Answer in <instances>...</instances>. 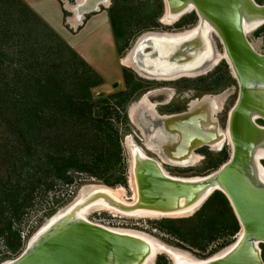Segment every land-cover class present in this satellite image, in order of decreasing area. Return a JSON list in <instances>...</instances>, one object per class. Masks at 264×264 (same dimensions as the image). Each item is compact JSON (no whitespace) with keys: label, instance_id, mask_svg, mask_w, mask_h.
<instances>
[{"label":"water","instance_id":"1","mask_svg":"<svg viewBox=\"0 0 264 264\" xmlns=\"http://www.w3.org/2000/svg\"><path fill=\"white\" fill-rule=\"evenodd\" d=\"M110 3L111 0H83L78 13H91ZM165 3L173 18L180 19L195 11L199 17L197 34L163 39L166 32H154L157 34L141 37L135 70L153 79L202 70L217 56L212 37L216 34L239 85L226 128L232 144L229 159L207 175L179 177L170 175L161 160L136 145L130 149L138 190L135 204L117 202L107 191L98 190L70 212L56 213L50 225L31 238L19 257L2 264H154L161 253H155L146 239L90 221L79 214L81 210L108 200L124 212L148 211L160 218L189 217L216 191L226 196L238 220L241 229L237 239L224 254L181 264H264V124L258 122H264V53L248 38L250 32L264 25V3L256 0H165ZM152 36L160 42L157 44Z\"/></svg>","mask_w":264,"mask_h":264},{"label":"trees","instance_id":"2","mask_svg":"<svg viewBox=\"0 0 264 264\" xmlns=\"http://www.w3.org/2000/svg\"><path fill=\"white\" fill-rule=\"evenodd\" d=\"M0 16V31L9 32L17 22L16 28L22 32L14 30L22 46L19 53L27 52L23 41L31 45L36 42L47 47L43 60L50 62L38 77L24 74L23 88L12 85L0 66V127L7 129L13 140L12 150L20 155L12 165L16 177L8 178L5 185L0 183V238H5L7 244L14 239L19 247L21 237L13 228L12 216L22 215L27 196L33 195L30 184L39 186L44 179L45 183L49 180L53 184L56 180L71 183V171L88 173L110 186L127 184L121 126H128V107L145 89L133 72L123 68L125 88L95 96L92 90L105 83L104 77L56 32L40 23L24 3L0 0ZM110 17L114 25L112 10ZM185 18L179 27L186 24ZM40 34L44 38L33 40ZM116 37L120 52L122 47ZM51 40L57 41L56 47ZM1 55L7 53H0V60ZM223 71L227 72L226 68ZM215 158L208 169L216 170L229 155L224 151ZM22 168L24 171H19ZM224 216L228 217L226 224ZM158 228L205 250L217 238L234 235L240 225L226 196L216 191L194 215L164 218L158 222ZM156 264H168V260L159 256Z\"/></svg>","mask_w":264,"mask_h":264},{"label":"rangeland","instance_id":"3","mask_svg":"<svg viewBox=\"0 0 264 264\" xmlns=\"http://www.w3.org/2000/svg\"><path fill=\"white\" fill-rule=\"evenodd\" d=\"M256 1L261 4L264 3V0ZM71 2L74 3V0H71ZM103 8H106L109 13L112 10L114 22V25L113 23L112 25L116 35H118L119 37V45L122 47V50L119 52L120 60L127 56L128 52L134 49V46L143 34L147 32H184L195 27L199 19L195 12H190L184 15L178 22L172 24L162 23V17L166 13L165 0H111L110 5ZM191 16L192 21L190 18ZM184 18L186 19V24L184 23L185 25L179 27V22H182ZM187 23H191V25H188ZM12 24L14 25V22H12ZM16 25L17 22L14 25V29L12 26L9 28V32L0 31V53H7V55H1L2 60L0 61L2 62L0 63V66L3 68L1 70L2 74H4L3 76L6 77L7 75L12 85H18L20 86V88H23L25 87L24 74H31L32 76L38 77L42 75V71L47 65L50 64V62H44L43 60V58L47 56H45V54L48 53L47 47H44V45L38 44L36 42L33 43L34 45H31L30 43L23 41L27 52L26 54H24L23 52L19 53L22 51V46L19 44L18 37L15 35L16 33L14 30H18L16 28ZM18 33L22 32L18 30ZM44 33L46 32L43 30L42 34L44 35ZM43 35L40 34L33 40H40L44 38ZM248 38L260 53H264V25L250 32L248 34ZM213 39L217 51L224 53V49L220 43L219 37L214 34ZM56 42V40H51V44L55 47L57 45ZM55 52L53 51V53ZM38 54L41 56H39ZM120 68L121 74L118 73V71L115 69L116 71H112L110 78L107 81L105 80L104 84L93 88L92 91L95 96H98V94L100 93L109 94L119 89L125 88V82L122 74L123 68H127L128 70L133 72L136 77L141 80L145 89L142 97L134 102H131L128 107V126H126L125 124L121 126V144L124 150L123 161L126 164L127 184L110 186L104 183L102 180L97 179L96 177H93L88 173H82L78 171L70 172V175L73 178V182L71 183L56 180L54 182L55 184H53V182H51L49 179V181L45 183L46 179H44L42 181V184L39 186L36 185L35 187L34 185L30 184V190L31 188L34 189V191L32 192L33 195L27 196L28 199L26 198L25 209L22 210V215L20 214V217L18 214L12 216L13 228L15 231L19 232L21 237L20 245L19 247H16L18 245V241H15L14 239H11V243L7 244L6 239L1 237L0 264L19 257L27 247V244L29 243L31 238L36 234V232H38L41 227L44 226L45 223L49 219H51L52 216L58 213L63 207L68 206L78 196L80 189L84 185H106L112 188L124 186L126 189V198H128L127 200L129 201V198L133 197L134 191L130 182L132 175V157L130 148L127 144V136L131 135L133 141L135 142V145L144 147V150L148 155L153 156L157 159L159 158V160H161V156L159 154L155 153L154 151L149 149L148 146H146V144L144 143L145 138L142 131L139 127H137L135 123L131 121L129 117V109H131L132 106H140L141 99H143L146 95L152 103H154L155 101L159 103V106L156 102L154 104H157L155 108L162 115L185 112L189 108L193 100H196V98L202 99L207 94H221L220 96L225 95L226 103H223V109H221V111L216 114V117L218 118V125L220 126V128L223 131H226L229 112L234 106L238 97L237 80L235 79L227 60L222 59L209 72H206L202 75L182 76L170 80L153 79L147 77L144 74H140L134 68H129L127 66H124L123 64H121ZM225 68L227 72L223 71L225 70ZM218 76H220V78H218ZM216 77L218 78V81L216 80ZM114 84H117V86ZM152 90L153 93H150ZM16 94L14 95L16 96ZM202 113L203 112L200 111L199 114L187 116L192 119V132H196V129H198V121L196 120V116L201 115ZM258 122L260 124H264V122L261 120H259ZM173 124L175 126H179V122ZM5 130L7 129L4 126L0 127V183L3 185H5L8 178L15 175V171L12 170V165L16 162L13 161L16 159V156H20L16 154L14 150H12L13 140L11 141V138ZM6 141H9V143H7ZM224 151H226L230 156V145L225 144L221 149L217 151L216 149L213 150V148H211L210 146L200 147L195 152L200 154L202 158L195 164V166H175L166 164L162 160L161 161L164 164L165 170L170 173V175L179 177L203 176L214 171L207 168L208 164L214 161L216 159L215 157L219 153H222ZM176 153H180V150H178ZM171 155L175 156L176 154ZM176 156L178 157L179 155ZM19 171H24V168L19 169ZM15 177L16 175L11 179L13 180ZM1 194L2 190H0V195ZM223 210L224 208L222 207L220 209V213H222V216L224 215ZM9 214L11 213H9L8 211V215ZM226 217H223L224 224L228 222V217ZM88 219L95 223L102 224L114 229L120 227L118 229L128 228L145 231L146 233H149L161 239L163 242L169 245L189 251L193 256L199 259H207L208 257L214 256L223 249L229 247L236 241L238 232L240 231L239 230L231 236H221L220 238H217L214 242H212L207 247V249L200 250L193 246H190L189 243L186 242V240L177 238L175 235L159 229L158 222L164 218L158 219L141 217L140 219L139 217H131L121 213L116 214L107 210H100L91 213L88 216ZM229 227L230 226H228V228ZM228 228H226V230ZM229 230H231V228ZM13 248H18V250L13 251ZM262 249L264 257V245H262ZM159 256H165V258L168 260V264H173V261L169 255L161 253L160 255H158V257ZM158 257L156 258L154 264L157 263Z\"/></svg>","mask_w":264,"mask_h":264},{"label":"bare ground","instance_id":"4","mask_svg":"<svg viewBox=\"0 0 264 264\" xmlns=\"http://www.w3.org/2000/svg\"><path fill=\"white\" fill-rule=\"evenodd\" d=\"M70 4V3H69ZM75 5V4H74ZM71 6V5H70ZM76 14V13H75ZM162 22L165 24H172L177 18H173L170 16L169 10L167 9L165 15L162 17ZM76 25V24H75ZM74 25V26H75ZM172 26V25H171ZM196 26L193 29L184 31V32H179V33H166L163 34V39H165L167 36H180V35H193L197 34ZM157 33H153V35H156ZM146 36V35H145ZM156 43L158 44L157 41L158 39L156 36H152ZM167 37V38H168ZM214 40V39H213ZM142 40H139V43L134 46V49L130 52H128L127 56L121 59V64L127 67H133L135 69H138L135 63V54H136V48L137 46H140V42ZM225 59L227 60V55L226 53H221L217 51V56L214 59L213 63L211 65L207 66L206 68H203L202 70H197L195 72L193 71H186L183 72L182 74L178 75H171V76H158L156 79H161V80H170V79H175L178 77L182 76H193V75H198L205 73L209 67H212L214 64H218L220 60ZM142 74V71H140ZM146 75V74H145ZM150 78H153V76L146 75ZM145 76V77H146ZM166 88V87H165ZM160 90V89H159ZM165 90V89H164ZM167 90V89H166ZM171 90V89H170ZM163 91V90H162ZM155 92V91H154ZM159 92V91H157ZM172 92V91H170ZM225 92V91H223ZM222 92V93H223ZM228 92V91H227ZM230 92V91H229ZM153 93V90L150 92ZM143 94V93H142ZM230 94V93H229ZM221 95V94H220ZM206 95L202 99H197L193 100L190 104V109L188 112L199 114L200 111L204 113V110L206 111L207 119H205L202 122V127L206 130L209 131H214L216 136L215 138L211 140H203L201 141H195L192 144V147H190L188 152H184L183 155L181 156H173L171 154H174V152L177 150V144L180 142V137H179V132L176 131H171L168 129V126L172 124L173 120L182 118V117H187L188 115H191V113L187 114H177V115H170V114H165L162 115L160 114L157 109L155 108L156 105L159 103L156 102L157 104L152 103L148 96L146 95L143 99H141L140 106H132L130 109V118H132V122L137 125V127L140 128V130L143 133V136L145 138L144 143L146 146H148L149 149L154 151L155 153L159 154L161 156V160L166 163V164H171L175 166H183V167H188V166H195V164L201 160L202 156L198 153H196L195 148L197 146L201 145H208L211 148L219 150L221 149L225 144L230 145L231 147V140L227 134L226 131H223L220 126L217 124L218 118L216 117V114L223 109V103L225 102L226 98L225 95ZM142 97V96H141ZM169 97V95H168ZM172 97V96H171ZM228 97V96H227ZM151 98V97H150ZM174 98V97H173ZM201 98V97H199ZM226 103V102H225ZM167 104V103H166ZM165 105V104H164ZM194 114V115H195ZM180 115V116H179ZM193 115V114H192ZM189 118V117H188ZM192 121L191 118L185 119L184 122ZM190 129V128H189ZM142 136V135H141ZM143 140V139H142ZM127 144L130 149L135 147V142L133 141V138L131 135L127 136ZM158 155V157H159ZM157 156V155H156ZM159 159V158H158ZM132 175H131V186L134 191L133 197L129 198V201L126 198V189L124 186H118L115 188L112 187H107L106 185H84L79 193L78 196L66 207H63L60 211L59 214H65V212H70L71 209L79 204L80 201L85 199L86 197L90 196L94 192H97L98 190H105L107 191L110 196L116 200L117 202L125 203L128 205H133L137 202L138 200V190H137V185H136V180L134 176V171H133V160H132ZM170 174V173H169ZM114 203L108 201V200H101L97 203H93L88 205L85 209H82L81 212L79 213L81 216L84 218L88 219V216L95 212V211H100V210H107L116 214H124L127 216L131 217H150V218H160L161 216L159 215H154L155 213L148 212V211H141L137 213H130V212H124L121 211L117 206L113 205ZM186 214V213H184ZM53 217V216H52ZM54 219H52L53 221ZM51 219H49L44 226L41 227V229L36 232L35 236H37L42 230H45L50 223L52 222ZM91 221V220H90ZM120 228V227H118ZM116 228L115 230H119L121 232H127L131 234H136L140 237H143L146 239L150 244H152L153 249L155 248V253H165L169 255L175 262V264H181V262H194L195 260L199 259L195 256H193L189 251L169 245L165 242H163L161 239L146 233L145 231L137 230V229H118ZM114 229V228H113ZM231 246L223 249L219 253L215 254V256L224 254L227 250H229ZM168 256V257H169ZM212 257V256H211ZM210 258V257H208ZM181 259V261H180ZM180 261V262H179Z\"/></svg>","mask_w":264,"mask_h":264},{"label":"crops","instance_id":"5","mask_svg":"<svg viewBox=\"0 0 264 264\" xmlns=\"http://www.w3.org/2000/svg\"><path fill=\"white\" fill-rule=\"evenodd\" d=\"M20 1L40 23L60 35L106 81L115 69L121 74L116 34L106 8L101 6L97 11L81 15L78 6L83 0H74V3L71 0Z\"/></svg>","mask_w":264,"mask_h":264},{"label":"flooded vegetation","instance_id":"6","mask_svg":"<svg viewBox=\"0 0 264 264\" xmlns=\"http://www.w3.org/2000/svg\"><path fill=\"white\" fill-rule=\"evenodd\" d=\"M193 13L195 12V11H192ZM191 12V13H192ZM196 13V12H195ZM197 14V13H196ZM198 16V15H197ZM182 18V17H181ZM180 18V19H181ZM199 18V17H198ZM180 19H178V20H176L175 22H178ZM161 22H162V20H161ZM174 22V23H175ZM198 22H199V19H198ZM163 23V22H162ZM198 24V23H197ZM188 25H191V23L190 24H188ZM263 26V25H262ZM261 27V26H260ZM194 28V27H193ZM193 28H191V29H193ZM188 30H190V29H188ZM187 31V30H186ZM149 33H154V32H147V33H145V34H143L142 35V37L143 36H145V35H147V34H149ZM167 33V32H166ZM213 36H214V34H213ZM212 36V37H213ZM218 37V36H217ZM116 39H117V37H116ZM220 39V38H219ZM250 40V39H249ZM139 41V40H138ZM220 43H221V45L223 46V49H224V45H223V43H222V41H221V39H220ZM137 44V43H136ZM216 47V46H215ZM149 50V48L148 49H146V51H148ZM221 61V60H220ZM217 65V64H216ZM215 65V66H216ZM214 66V67H215ZM133 68V67H132ZM135 69V68H134ZM141 74V73H140ZM238 84V83H237ZM238 94H239V85H238ZM189 108H190V106H189ZM189 108L185 111V112H180V113H173V114H170V115H177V114H180V115H183V114H189V113H191V112H188L189 111ZM194 115L195 114V112L194 113H191V115ZM179 115V116H180ZM207 114H206V111L204 110V113H202L201 115H198V116H196V120L198 121V129H196V132H192V130H191V122L190 121H188V122H184L183 123V121L185 120V119H189L188 117H182V118H179V119H176V120H173L172 121V124L171 125H169L168 126V129L169 130H171V131H176V132H179V137H180V142L177 144V150L174 152V154H176V155H179V156H181V155H183V153L184 152H188L189 151V149H190V147H192V144H193V142H195V141H201V139H203V140H211V139H213V138H215V136H216V134H215V132L214 131H209V130H206V129H204L203 127H202V122L205 120V119H207ZM179 122V126H175L173 123H178ZM190 128V129H189ZM204 146H208V145H204ZM199 149V148H198ZM178 150H180V153H176ZM175 155V156H176Z\"/></svg>","mask_w":264,"mask_h":264}]
</instances>
